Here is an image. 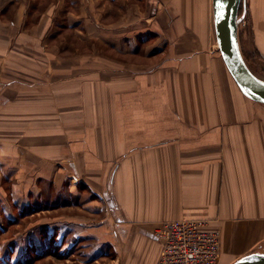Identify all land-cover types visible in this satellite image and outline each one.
I'll return each instance as SVG.
<instances>
[{"label":"crops","instance_id":"crops-1","mask_svg":"<svg viewBox=\"0 0 264 264\" xmlns=\"http://www.w3.org/2000/svg\"><path fill=\"white\" fill-rule=\"evenodd\" d=\"M245 3L264 60V0ZM1 12L0 60H38L39 76L0 88V264H156L154 231L180 217L218 228L220 263L264 244V104L225 67L212 0Z\"/></svg>","mask_w":264,"mask_h":264},{"label":"water","instance_id":"water-1","mask_svg":"<svg viewBox=\"0 0 264 264\" xmlns=\"http://www.w3.org/2000/svg\"><path fill=\"white\" fill-rule=\"evenodd\" d=\"M244 3L245 0H212L214 33L221 58L239 90L264 104V79L249 68L239 44V8ZM230 264H264V252H249Z\"/></svg>","mask_w":264,"mask_h":264},{"label":"built area","instance_id":"built-area-1","mask_svg":"<svg viewBox=\"0 0 264 264\" xmlns=\"http://www.w3.org/2000/svg\"><path fill=\"white\" fill-rule=\"evenodd\" d=\"M153 235L162 247L156 264H220V233L205 219L167 220Z\"/></svg>","mask_w":264,"mask_h":264},{"label":"rangeland","instance_id":"rangeland-1","mask_svg":"<svg viewBox=\"0 0 264 264\" xmlns=\"http://www.w3.org/2000/svg\"><path fill=\"white\" fill-rule=\"evenodd\" d=\"M245 6H246V3L241 4L240 9H239L238 38H239V44H240L241 52L243 54V57H244L247 65L249 66V68L254 69L256 71V73L259 75V77L264 79V60L261 59V57L259 56V53L257 52V50L255 49V47L253 45L252 33H251V29H250L249 14L246 11ZM9 13L8 12H5V13L1 12L2 16L0 15V17H2V18L6 17L7 19L8 18L11 19ZM35 15H37V14H35ZM0 23H2V20L0 21ZM69 32L64 31L61 34L58 33L59 35H57V37L54 36L53 38H59V37L62 38L63 37L64 39H66L67 40V42H65L66 48L70 46L69 42L72 41V43H71L72 45L70 47L71 51L73 50L74 47H77L79 49V51H82V49L84 48L82 46L83 43L79 42L75 37L70 35ZM51 42L53 44V41H51ZM55 44L58 46V43H55ZM29 45H27V42L22 44V47L25 50H27V52L29 53V54L25 53L24 55L25 56L38 55V51L31 48V46H29ZM99 50L103 51V49H101V47H99ZM116 57L118 58V56H116ZM14 59H15V61L12 62L13 64H6L5 60H0V88H11L12 86H15V85H18L20 87L22 84H24L26 88H32V87H30V86L34 85V83L32 81L37 79L39 75H38V72H36L38 69V66L32 64L31 62H38V60L27 61V60H21L19 58H14ZM128 59L129 58H127V60ZM132 59L137 60L136 58H132ZM7 66H8V70L6 71ZM9 66H11V67H9ZM20 68H24V70H21ZM12 81L17 82V84L14 83V85H13ZM20 221L21 220L19 219L18 222L21 223ZM4 223L6 224V221H4ZM14 227H11V228H14ZM19 228L20 227H15V229H19ZM3 234H5V233H3ZM3 237H5V235L0 234V244L4 243ZM224 242H225V248H227L228 245L230 244V239L228 237H226ZM254 251L264 252V244L259 246L258 248H256ZM3 255L6 256V253H4V254L1 253L0 257ZM3 261H7V258L0 260V262H3ZM52 261H56V260L51 256L40 259V262H42V264L43 263L47 264L48 262H50V264H51ZM37 264H39V263H37ZM220 264H227V262H221Z\"/></svg>","mask_w":264,"mask_h":264},{"label":"bare ground","instance_id":"bare-ground-1","mask_svg":"<svg viewBox=\"0 0 264 264\" xmlns=\"http://www.w3.org/2000/svg\"><path fill=\"white\" fill-rule=\"evenodd\" d=\"M259 77V76H258Z\"/></svg>","mask_w":264,"mask_h":264},{"label":"trees","instance_id":"trees-1","mask_svg":"<svg viewBox=\"0 0 264 264\" xmlns=\"http://www.w3.org/2000/svg\"><path fill=\"white\" fill-rule=\"evenodd\" d=\"M240 9V8H239Z\"/></svg>","mask_w":264,"mask_h":264}]
</instances>
